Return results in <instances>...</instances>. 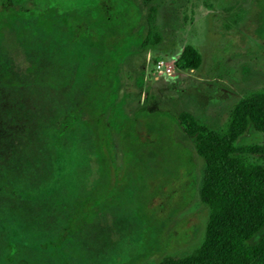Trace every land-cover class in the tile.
Segmentation results:
<instances>
[{
  "label": "rangeland",
  "instance_id": "374dc122",
  "mask_svg": "<svg viewBox=\"0 0 264 264\" xmlns=\"http://www.w3.org/2000/svg\"><path fill=\"white\" fill-rule=\"evenodd\" d=\"M186 46L200 68L177 67ZM257 90L264 0H0V264L191 254L206 163L178 115L223 127Z\"/></svg>",
  "mask_w": 264,
  "mask_h": 264
},
{
  "label": "trees",
  "instance_id": "16d2710c",
  "mask_svg": "<svg viewBox=\"0 0 264 264\" xmlns=\"http://www.w3.org/2000/svg\"><path fill=\"white\" fill-rule=\"evenodd\" d=\"M155 12L150 7L141 44L145 51L161 40ZM202 62L201 54L186 46L177 67L196 70ZM178 122L206 163L199 196L209 209V220L199 248L158 264H264V140L246 142L253 132L264 137V90L236 102L223 127H212L187 111L178 115Z\"/></svg>",
  "mask_w": 264,
  "mask_h": 264
},
{
  "label": "built area",
  "instance_id": "2783aa9c",
  "mask_svg": "<svg viewBox=\"0 0 264 264\" xmlns=\"http://www.w3.org/2000/svg\"><path fill=\"white\" fill-rule=\"evenodd\" d=\"M157 68L159 70L165 71L166 73H170L172 71V67L165 63L164 60H160L157 63Z\"/></svg>",
  "mask_w": 264,
  "mask_h": 264
}]
</instances>
